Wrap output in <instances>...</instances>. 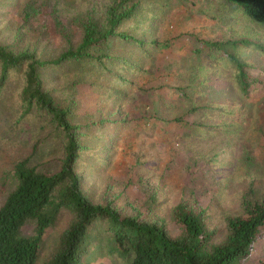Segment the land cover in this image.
<instances>
[{"label": "rangeland", "instance_id": "374dc122", "mask_svg": "<svg viewBox=\"0 0 264 264\" xmlns=\"http://www.w3.org/2000/svg\"><path fill=\"white\" fill-rule=\"evenodd\" d=\"M29 3L36 13L27 23L21 13ZM55 3L0 0V44L13 45L16 50L44 59L52 58L65 50L66 38L73 44L81 38L79 28L70 23L69 11L80 15L99 11L103 0ZM53 10L58 13L57 18ZM140 10L141 19L144 16L146 19L143 24V40L148 41L143 45L146 52L149 49L153 52L156 45L167 40L172 46L158 54L156 75L163 68L173 72V67L166 63L170 62L168 57L173 58V66L181 68V74L167 82L188 87L185 94L190 93L205 109L187 117L186 124L190 123V127L173 124L161 129L158 126L161 124L154 122L145 127L147 117L156 108L150 94L125 88L129 94L120 100L109 90L122 87L121 81L94 80L97 98L87 100L82 94L80 102L76 99L80 106L78 114L98 122L125 120L118 130L110 126L91 136L88 145L93 156L82 158L78 170L81 187L90 199L102 203L114 200L127 213L132 207L145 212V207L151 205L148 199L154 198L155 206L147 209L149 216L165 218L169 209L183 199L196 213H203L209 229L217 231L212 241L216 244L225 237V218L240 213L243 196L255 202L264 195V86L249 91L242 87L245 93L237 82L242 79L236 77L241 61L250 75L244 82L253 83L250 79L257 77L264 84V28L250 23L223 0H142ZM140 31L137 27L136 32ZM187 33L216 43H224L226 38L247 39L255 47H246L247 43L229 44L223 47L225 55L217 62L212 57H203L198 63L193 61L196 56L187 46L194 43L192 39L186 41ZM154 36L162 38L160 43L151 44ZM86 67L92 72L97 70L95 65ZM74 77L72 73H47L46 89L53 91L63 104H69L78 95ZM159 78L163 83L164 78L160 75ZM141 82L140 85H145V81ZM105 86H110L108 92L104 91ZM22 87L23 80L11 76L0 94V206L17 184L14 165L33 150L36 152L31 161L40 169L52 170L57 166V146L47 136L48 130L31 116L22 118L19 102ZM167 95L173 99L172 104L169 101L170 105L162 109L163 115L171 119L183 108L186 111V104L179 102L174 92L163 97ZM69 218L70 214L64 211L54 228L42 237L36 264H49L59 232ZM169 228L173 235L178 233L175 225L170 224ZM32 232L33 223L28 222L25 233ZM108 249L93 246L84 264H120L109 258ZM261 262L264 263V236L242 264Z\"/></svg>", "mask_w": 264, "mask_h": 264}, {"label": "trees", "instance_id": "16d2710c", "mask_svg": "<svg viewBox=\"0 0 264 264\" xmlns=\"http://www.w3.org/2000/svg\"><path fill=\"white\" fill-rule=\"evenodd\" d=\"M50 1L55 3L56 0ZM141 1L103 0L99 11L82 15L69 11L70 23L79 28L81 38L77 44L66 38L65 50L49 59L16 50L10 44H0V94L11 76L21 78L23 87L19 102L22 118L31 116L39 121L41 128L48 130L47 136L53 138L57 146V166L52 170L40 169L32 163L35 150L14 165L17 184L0 206V264H36L42 237L54 228L64 211L70 214V218L59 232L49 264H84L85 257L95 245L99 249L109 247V258L120 264H242L264 236V195L261 201L255 202L243 196L240 213L225 218V237L215 244L212 241L217 231L209 229L203 213H196L183 199L169 209L166 219L149 216L151 213L147 209L155 206L154 198L148 199L151 205L145 207V212L142 209L135 211L132 207L127 213L126 208L118 206L114 200L95 201L83 191L78 170L82 158L93 156L88 145L91 136L99 129L110 126L118 130L119 124L125 120L98 122L78 114L80 106L76 99L80 102L82 94L87 100L97 98L94 80L107 83L121 81L122 87L118 89L104 87V91L117 94L120 100L129 94L125 88L150 94L149 98L152 104L156 103V108L147 117L145 127L153 122L161 124L158 125L161 129L173 124L190 127V123L186 124L187 117L205 109L190 93L185 94L189 92L188 87L167 82L169 78H178L181 74V68L173 66V58L168 57L170 62H166L173 67V72L163 68L156 75L159 71L154 66L159 62L158 54H163V50L172 46L167 40L160 45L162 47L156 45L153 52L150 49L146 52L143 46L148 43L143 40L146 19L145 16L141 19ZM223 1L250 23L264 28V0ZM44 2L48 3V0ZM35 13L36 9L27 4L21 13L23 21L28 23ZM53 13L57 18L58 13L55 10ZM137 27L141 29L139 33L136 32ZM186 35V41H194L187 46L196 56L193 61L198 63L203 57H212L217 62L225 55L223 47L229 44L238 46L247 43L246 47H255L242 38H226L224 43H216L196 34ZM160 39L154 36L151 44L154 41L160 43ZM240 63L236 77L242 79L237 80L242 91L245 92L243 88L247 91L257 86L262 88L261 78L252 77L250 81L253 83L244 82L250 75L247 66ZM89 64L96 66V72L86 67ZM47 73L74 74L77 97L74 96L69 104L59 101L53 91L46 89ZM159 75L164 78L163 83H160ZM140 81H145V85H140ZM167 92H174L187 108L175 113L171 119L162 113L163 108L172 104L170 95L163 97ZM28 222L33 223V232L26 234ZM170 224L178 227L176 235L172 234Z\"/></svg>", "mask_w": 264, "mask_h": 264}]
</instances>
